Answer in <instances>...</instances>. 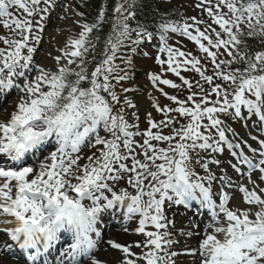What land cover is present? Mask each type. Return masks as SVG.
<instances>
[{
  "label": "snow or ice",
  "instance_id": "1",
  "mask_svg": "<svg viewBox=\"0 0 264 264\" xmlns=\"http://www.w3.org/2000/svg\"><path fill=\"white\" fill-rule=\"evenodd\" d=\"M58 4L0 0V264H264V0L151 24L142 0H102L91 22L59 5L38 60ZM154 40L166 103L145 107L123 82ZM113 219L139 239L105 238Z\"/></svg>",
  "mask_w": 264,
  "mask_h": 264
},
{
  "label": "rangeland",
  "instance_id": "2",
  "mask_svg": "<svg viewBox=\"0 0 264 264\" xmlns=\"http://www.w3.org/2000/svg\"><path fill=\"white\" fill-rule=\"evenodd\" d=\"M60 1L65 3V4H63L64 6L67 5V6L74 7L76 4H78L79 7H76V8H78V10H80V11L84 10L82 8L83 4L80 3V0H60ZM162 2H163L164 8H166V9H171V8L176 9V10H178V12L183 13L184 15H188V16L198 15L197 12L193 11L190 7H188L189 4L194 3V0H162ZM64 14L65 13L63 12L61 7L57 9V16L58 17L62 16ZM60 21H62V22H60ZM65 25H66L65 21L56 18L54 25L50 24V26H48L47 29L51 28V29L56 31L58 27H63ZM5 33H6V30L3 29L2 27H0V34H5ZM50 37L46 39V40H48L46 45L48 44ZM184 43L188 44V48L186 50H193L192 45L187 40H185ZM46 45L44 47L40 46V50L36 54L38 60L40 58H42V56L46 52V50H47ZM149 45L147 47L141 46V49L145 50V53H148V55L147 56L143 55L142 51L140 50L142 55L136 56L134 58L133 64L131 65V68L129 71L130 79L128 81L123 82L124 87L138 89V91L133 92V93H128V95L143 98L144 100H142V101H143L145 107H147V105L150 103L149 95L159 98L161 103H166L164 98L161 97L160 94L152 88L151 84L149 83V81L147 79V73L153 72L156 70V66L154 64V61L150 58L152 55H154L155 49H153L151 46L149 47ZM147 48H149V49H147ZM122 50L128 51V49H122ZM117 63L119 64L120 61L117 60ZM122 67H123V65H122ZM120 74L122 75L123 73L121 72ZM165 90L170 91L167 88ZM9 99H14V96L9 97ZM7 106L8 105H5V107H7ZM140 126H141V128L146 127V123L144 122L143 114H141V125ZM231 126L236 131L243 132L242 131L243 124L234 123ZM247 128H248V130H246V134H248V132L250 131L251 125H249ZM249 142H251V141H249ZM177 230H179V228H177ZM125 235H128V234H125Z\"/></svg>",
  "mask_w": 264,
  "mask_h": 264
},
{
  "label": "trees",
  "instance_id": "3",
  "mask_svg": "<svg viewBox=\"0 0 264 264\" xmlns=\"http://www.w3.org/2000/svg\"><path fill=\"white\" fill-rule=\"evenodd\" d=\"M102 0H86L85 6L87 11L85 12L88 16V21L91 22L92 18L95 16L96 11L101 4ZM143 3V12L141 14V18L146 17L149 24L152 22V18L156 13V10L159 9L160 12H166L167 10H164L162 7V4L160 3V0H142ZM175 19L176 17H171ZM150 30H154L150 28ZM107 31V28L105 29ZM249 43L253 44L255 46L254 41H249Z\"/></svg>",
  "mask_w": 264,
  "mask_h": 264
},
{
  "label": "bare ground",
  "instance_id": "4",
  "mask_svg": "<svg viewBox=\"0 0 264 264\" xmlns=\"http://www.w3.org/2000/svg\"><path fill=\"white\" fill-rule=\"evenodd\" d=\"M47 33L48 32H46V34ZM53 34H56V32H53L52 35ZM173 211L176 213V215H175L176 228H181V227L185 226L187 224L186 217H190L191 215L185 214V213L182 214L181 211L179 212V208L178 209H173ZM169 216L172 217V213L171 212L169 213ZM109 234H111L114 238H116L117 240H119L121 242L131 241V240H134V239H139V237H137L135 235H129L128 236V235H125L122 232L116 231V230H113L112 232L109 231L107 235H109ZM112 255H116V254L113 252ZM7 264H18V263L8 260Z\"/></svg>",
  "mask_w": 264,
  "mask_h": 264
}]
</instances>
